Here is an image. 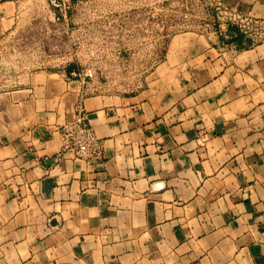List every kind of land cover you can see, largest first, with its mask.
<instances>
[{
    "label": "crops",
    "instance_id": "obj_1",
    "mask_svg": "<svg viewBox=\"0 0 264 264\" xmlns=\"http://www.w3.org/2000/svg\"><path fill=\"white\" fill-rule=\"evenodd\" d=\"M22 3L0 0V55ZM223 5L264 20V0ZM205 30L124 97L0 69V264H264V36ZM79 102L102 158L62 149Z\"/></svg>",
    "mask_w": 264,
    "mask_h": 264
},
{
    "label": "rangeland",
    "instance_id": "obj_2",
    "mask_svg": "<svg viewBox=\"0 0 264 264\" xmlns=\"http://www.w3.org/2000/svg\"><path fill=\"white\" fill-rule=\"evenodd\" d=\"M71 1L63 17L47 0H23L0 69H69L89 94L129 96L148 88L173 35L220 23L216 0Z\"/></svg>",
    "mask_w": 264,
    "mask_h": 264
},
{
    "label": "built area",
    "instance_id": "obj_3",
    "mask_svg": "<svg viewBox=\"0 0 264 264\" xmlns=\"http://www.w3.org/2000/svg\"><path fill=\"white\" fill-rule=\"evenodd\" d=\"M48 3L60 11L61 16L66 17L71 0H47ZM219 10L218 18L229 25H236L242 32L248 35L264 36V20L245 16L235 10L223 5V0H216ZM86 76H91L92 71L88 69ZM63 150H71L76 158L91 160L102 158L107 150L105 139L100 137L94 126L90 123L87 111L82 103L77 104L76 114L72 120L64 123L60 129Z\"/></svg>",
    "mask_w": 264,
    "mask_h": 264
},
{
    "label": "trees",
    "instance_id": "obj_4",
    "mask_svg": "<svg viewBox=\"0 0 264 264\" xmlns=\"http://www.w3.org/2000/svg\"><path fill=\"white\" fill-rule=\"evenodd\" d=\"M232 27H234V26H232Z\"/></svg>",
    "mask_w": 264,
    "mask_h": 264
}]
</instances>
